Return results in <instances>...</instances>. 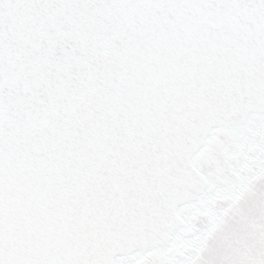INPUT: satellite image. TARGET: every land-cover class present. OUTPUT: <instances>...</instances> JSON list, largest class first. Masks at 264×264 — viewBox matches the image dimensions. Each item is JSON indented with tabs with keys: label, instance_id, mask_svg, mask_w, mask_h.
<instances>
[{
	"label": "snow or ice",
	"instance_id": "1",
	"mask_svg": "<svg viewBox=\"0 0 264 264\" xmlns=\"http://www.w3.org/2000/svg\"><path fill=\"white\" fill-rule=\"evenodd\" d=\"M0 264H264V0H0Z\"/></svg>",
	"mask_w": 264,
	"mask_h": 264
}]
</instances>
